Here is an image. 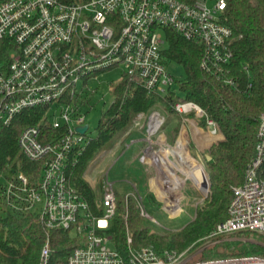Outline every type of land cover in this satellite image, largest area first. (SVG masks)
Returning a JSON list of instances; mask_svg holds the SVG:
<instances>
[{
	"label": "built area",
	"instance_id": "2783aa9c",
	"mask_svg": "<svg viewBox=\"0 0 264 264\" xmlns=\"http://www.w3.org/2000/svg\"><path fill=\"white\" fill-rule=\"evenodd\" d=\"M225 5V0L0 2V122L9 126L20 113L42 108L40 122L24 127L18 138L24 156L41 162L42 168L32 181L22 170L7 167L0 175L3 206L12 212L33 214L50 229L61 228L78 236V245L66 261L56 264H126L107 232L117 210V181L109 176L113 163L104 175L96 174L94 179L89 176L91 164L84 173L96 192L94 207L71 180L73 167L93 137L88 133L89 124L83 133L77 130L87 124L82 111L87 81L103 71L121 67L117 84L135 82L163 99L180 93L165 56L166 33L174 32L203 46V70L236 87V80L229 75L234 34L223 21ZM80 81L83 85L78 88ZM115 86H110L112 92ZM170 111L182 117L173 142L169 139L170 128L165 127ZM188 127L210 145L224 138L217 121L198 103L178 99L138 113L125 133L129 135L126 145L140 144L142 162L151 163L150 158L163 150L171 160V147L173 156L179 159V141L183 140L186 147L190 143L186 139ZM256 137L255 154L243 182L232 188L228 216L206 237L210 242L244 230L264 234V111L258 118ZM199 155L196 154L201 158ZM191 156L196 159L194 154ZM8 168L10 175H4ZM132 184L134 190L126 194V199L134 197L140 214L158 222ZM149 184L154 188L152 178ZM159 198L162 206L173 204L172 200ZM182 201L177 205L181 206ZM125 205L128 210L127 201ZM131 241L128 234V242ZM198 250L165 251L160 255L153 246H145L130 249L128 261L186 264ZM52 253L47 238L41 250V264H50ZM187 264H264V257L224 256Z\"/></svg>",
	"mask_w": 264,
	"mask_h": 264
},
{
	"label": "trees",
	"instance_id": "16d2710c",
	"mask_svg": "<svg viewBox=\"0 0 264 264\" xmlns=\"http://www.w3.org/2000/svg\"><path fill=\"white\" fill-rule=\"evenodd\" d=\"M225 2L223 21L234 34L229 75L236 80L237 86L228 85L202 69L203 46L200 43L174 32L166 33V62L181 65L184 71V76L177 79L180 93H171L163 99L148 93L135 82L118 83L113 92L114 101L100 119L97 135L90 139L72 169L73 184L94 207L96 192L84 178V173L97 154L114 149L121 139V144L128 141L129 135L125 136V133L138 113H146L163 103L167 105L169 101L192 100L219 124L224 138L213 142L208 152L211 158L205 154L202 160L209 193L197 205L194 217L182 228L152 230L148 218L140 214L135 198L126 199V195L117 191V210L107 232L126 264H130V249L145 246H153L160 255L165 251L189 249L192 252L202 248L198 251H210L216 256L264 257V234L256 231L244 230L211 242L206 238L228 216L232 188L243 182L247 165L255 154L258 118L264 111V0ZM41 116L42 108H34L20 113L9 126L0 122V175L11 167L13 171L22 170L32 181L35 180L42 163L24 156L18 138L24 127L38 124ZM181 121L180 115L169 112L165 127L170 128L168 133L172 142L177 137ZM196 167L205 180L202 166L196 163ZM128 234L132 238L130 243ZM47 238L53 248L50 264L66 261L78 245V236L71 231L50 229L33 214L6 209L0 191V264H41V250Z\"/></svg>",
	"mask_w": 264,
	"mask_h": 264
},
{
	"label": "rangeland",
	"instance_id": "374dc122",
	"mask_svg": "<svg viewBox=\"0 0 264 264\" xmlns=\"http://www.w3.org/2000/svg\"><path fill=\"white\" fill-rule=\"evenodd\" d=\"M169 70L177 79H181L184 76V71L181 65H170ZM122 72L123 70L121 67L103 71L97 76V78H91L86 83L83 95L86 99V103L83 104L82 102V111L86 115V123L89 124L88 133L92 136L97 135L98 125L100 119L102 118L103 112L114 101V94L110 90V86H115L117 84ZM82 85L83 82L80 81L78 83V88H81ZM187 134L186 139L188 142H190L187 146V154H194L196 157V159L193 160L188 155V162L190 167L195 171L198 178L200 179L199 183L196 182V178L194 179L187 174L184 166L180 163V160L173 156L175 155L173 148L171 147L168 151V154L171 158V160H168V162L171 163V167L175 171V175L183 181L182 183V181L175 178V181H179L180 184H182L179 189V192L181 193V200H183L180 204L181 206H172L173 204H166L162 206L161 201L157 199L155 193L150 187V178H152V181H154L153 177L155 178L156 185L158 189H160V180L158 179V176H162L163 178H161L167 182L168 178H170L169 175L174 174L170 172L169 167L165 168L162 165V158L160 159L161 162H159V167L156 166V160H154L152 164L149 162L140 161V144L127 147L126 143L121 144V139L120 142L116 144L114 149H111L108 152L97 154L91 163L92 171L90 172L89 176L90 178L94 179L95 173L97 176L100 174L104 175L109 166L113 163L109 176L113 180L117 181L116 190L118 193L126 195L128 192H132L134 190L132 182L137 186V189L139 188L138 191H140L144 197L143 199L147 211L158 221L155 222L150 217L148 218V222L152 230L164 231L180 229L194 217L197 205L204 199L202 190L205 180L201 177V174L196 167V163L201 165L204 169L202 160L204 155L208 154L210 147V143L204 142L202 139H200V137L197 138L193 130H191L189 127L187 128ZM164 152H166V150H163L162 153H159V156L163 155ZM197 153H200L201 158L196 156ZM10 173L11 169L8 168V170L4 172V175H10ZM87 181L90 183L88 179ZM85 235L86 233L83 234L82 237H85ZM217 257L224 256H216L210 251H199L193 254L186 261V264Z\"/></svg>",
	"mask_w": 264,
	"mask_h": 264
},
{
	"label": "bare ground",
	"instance_id": "6f19581e",
	"mask_svg": "<svg viewBox=\"0 0 264 264\" xmlns=\"http://www.w3.org/2000/svg\"><path fill=\"white\" fill-rule=\"evenodd\" d=\"M176 150H177V153L179 154L180 163L184 166L187 174L190 175L191 177H193L194 179L196 178V182L199 183L200 179L198 178L195 171L189 165L188 155L193 160H194V158L189 153L187 154V152H188L187 147H186L185 142L183 140L179 141V144L177 145ZM161 158H162V162L160 160ZM154 160L157 161L156 162L157 167H159V162H161L165 168L169 167L170 172H172L174 174V175H169L170 178H168L167 182H165L164 179H162L163 178L162 176H158V179L160 180V187H161L160 189H158L156 182H155V179H154V181H152L154 183V189H155L156 193L161 198L172 200L173 201L172 206H178L177 202H179L181 200V196H180L181 193L179 192V189H180L182 184H180L179 181H175V178L177 180H180V181H182V179H180L178 176L175 175V171L172 169L171 163L168 162L166 152H164V154L160 155V156H159V153L152 156L149 161L151 163H153ZM158 173H159V170H158ZM161 175H162V173H161ZM182 183H183V181H182ZM164 189H166V191L168 192V196L164 193Z\"/></svg>",
	"mask_w": 264,
	"mask_h": 264
},
{
	"label": "water",
	"instance_id": "95a60500",
	"mask_svg": "<svg viewBox=\"0 0 264 264\" xmlns=\"http://www.w3.org/2000/svg\"><path fill=\"white\" fill-rule=\"evenodd\" d=\"M87 127H88V124H85V125H83V126H79V127L77 128V130L83 133V132L86 131ZM206 155H207L208 158H211V156H210L209 154H206ZM199 157H201V156L199 155ZM204 173H205V172H204ZM208 191H209V183H208L207 176H206V174H205V184H204V187H203V190H202V193H203V195H204L203 198L207 197V195H208Z\"/></svg>",
	"mask_w": 264,
	"mask_h": 264
},
{
	"label": "crops",
	"instance_id": "0c3cea01",
	"mask_svg": "<svg viewBox=\"0 0 264 264\" xmlns=\"http://www.w3.org/2000/svg\"><path fill=\"white\" fill-rule=\"evenodd\" d=\"M134 145L136 146V145H138V144H134ZM95 175H96V173H95ZM150 187H151V189L153 190V192L155 193L157 199L160 200V198H159L158 194L156 193V191L154 190V188H153L151 185H150Z\"/></svg>",
	"mask_w": 264,
	"mask_h": 264
}]
</instances>
